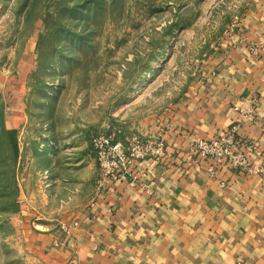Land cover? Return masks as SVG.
I'll use <instances>...</instances> for the list:
<instances>
[{
	"label": "rangeland",
	"instance_id": "1",
	"mask_svg": "<svg viewBox=\"0 0 264 264\" xmlns=\"http://www.w3.org/2000/svg\"><path fill=\"white\" fill-rule=\"evenodd\" d=\"M253 2L0 0L1 67L31 55L23 105L0 96V264H28L33 214L60 221L103 182L95 136L153 140Z\"/></svg>",
	"mask_w": 264,
	"mask_h": 264
},
{
	"label": "crops",
	"instance_id": "2",
	"mask_svg": "<svg viewBox=\"0 0 264 264\" xmlns=\"http://www.w3.org/2000/svg\"><path fill=\"white\" fill-rule=\"evenodd\" d=\"M18 61L14 75L0 65V96L13 83L21 106L31 55ZM201 72L144 129L145 139H164L167 153L138 162L135 185L107 179L62 221L28 218V264H264V172L220 163L213 175V162L191 150L238 126V150L264 168V0H254Z\"/></svg>",
	"mask_w": 264,
	"mask_h": 264
},
{
	"label": "built area",
	"instance_id": "3",
	"mask_svg": "<svg viewBox=\"0 0 264 264\" xmlns=\"http://www.w3.org/2000/svg\"><path fill=\"white\" fill-rule=\"evenodd\" d=\"M258 47H255V51ZM254 107L246 110L245 115L254 113ZM238 126L226 131L224 135L212 139H198L191 145V150L201 157L215 162L210 166L211 174L217 172V164L225 163L235 170H246L251 173H262L264 168H251L248 156L238 150L241 142L236 136ZM93 150L97 154L103 171V182L107 179L118 180L122 176L132 178L137 183L133 168L142 160L160 159L166 155V144L163 138L143 141L133 138L127 144L116 141L109 136L97 135L93 138Z\"/></svg>",
	"mask_w": 264,
	"mask_h": 264
}]
</instances>
